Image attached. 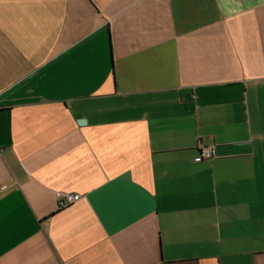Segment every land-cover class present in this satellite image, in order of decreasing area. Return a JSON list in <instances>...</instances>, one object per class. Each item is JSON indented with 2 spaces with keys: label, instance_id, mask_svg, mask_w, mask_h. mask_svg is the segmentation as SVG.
Here are the masks:
<instances>
[{
  "label": "crops",
  "instance_id": "obj_1",
  "mask_svg": "<svg viewBox=\"0 0 264 264\" xmlns=\"http://www.w3.org/2000/svg\"><path fill=\"white\" fill-rule=\"evenodd\" d=\"M0 264H264V0H0Z\"/></svg>",
  "mask_w": 264,
  "mask_h": 264
},
{
  "label": "built area",
  "instance_id": "obj_2",
  "mask_svg": "<svg viewBox=\"0 0 264 264\" xmlns=\"http://www.w3.org/2000/svg\"><path fill=\"white\" fill-rule=\"evenodd\" d=\"M215 154L213 147L202 146L199 149L198 155L194 158L195 161L209 160ZM55 197L57 200L58 208L66 207L80 198L79 194L71 193L68 191H56Z\"/></svg>",
  "mask_w": 264,
  "mask_h": 264
},
{
  "label": "water",
  "instance_id": "obj_3",
  "mask_svg": "<svg viewBox=\"0 0 264 264\" xmlns=\"http://www.w3.org/2000/svg\"><path fill=\"white\" fill-rule=\"evenodd\" d=\"M80 122H85V120H83V119H80V120H79V123H80Z\"/></svg>",
  "mask_w": 264,
  "mask_h": 264
},
{
  "label": "trees",
  "instance_id": "obj_4",
  "mask_svg": "<svg viewBox=\"0 0 264 264\" xmlns=\"http://www.w3.org/2000/svg\"><path fill=\"white\" fill-rule=\"evenodd\" d=\"M61 208H63V207H61Z\"/></svg>",
  "mask_w": 264,
  "mask_h": 264
}]
</instances>
